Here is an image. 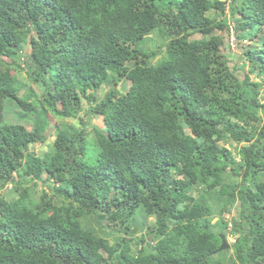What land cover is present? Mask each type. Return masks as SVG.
<instances>
[{
	"label": "trees",
	"instance_id": "trees-1",
	"mask_svg": "<svg viewBox=\"0 0 264 264\" xmlns=\"http://www.w3.org/2000/svg\"><path fill=\"white\" fill-rule=\"evenodd\" d=\"M0 264H264V0H0Z\"/></svg>",
	"mask_w": 264,
	"mask_h": 264
},
{
	"label": "rangeland",
	"instance_id": "rangeland-1",
	"mask_svg": "<svg viewBox=\"0 0 264 264\" xmlns=\"http://www.w3.org/2000/svg\"><path fill=\"white\" fill-rule=\"evenodd\" d=\"M219 1L222 2L225 0H219ZM210 15H212V13H210ZM199 37H200L199 35H194L193 39H199ZM153 43L156 45L160 44L161 40L157 36H154L153 37ZM241 45H243L245 48L252 47L255 45V42L253 40L249 39V40H246L245 43L244 42L239 43V42H236L234 39L233 45L231 46V51L234 53V55H240L241 54V51H242ZM28 51H29V46H26L23 49V52L28 53ZM232 60H233V58H232ZM231 64H233V61ZM235 66L239 70L244 69L245 71H248V65H247L246 61L243 59L239 60ZM18 79L21 82L27 83V80H26L24 74H22V73H18ZM128 86H129V82L123 80L120 83H118L117 90L122 92ZM30 87H31V89H33V92L35 93V95L37 97H39L40 92H39L38 87L35 85H30ZM108 89H109V86H103L99 90V96H102ZM20 94L21 95L23 94V90H21L19 95ZM86 112H87V103L83 100L82 101V111L79 112L78 117L76 119H71V118L63 119V118L55 117L52 119L51 126H53V124L66 123L67 125L72 126L75 130L81 129L83 127H86L87 129H90L91 127H96L99 130L103 131L104 125H103L101 117L89 116V115H86ZM79 117L82 118L84 126L80 123ZM3 118H4V121L6 123L21 124V125H24L27 129L31 128V123L28 122L26 119V113L23 112L19 108L18 104L14 100L6 99L4 101ZM61 125H63V124H61ZM53 136H54V133H52V136L49 138V141L43 145H40V144L31 145L30 151L35 152L37 154H43V153L49 151V149H50L49 146H50V143L52 142ZM88 157L89 156H86V158H88ZM44 180H45V177L42 176L41 181H44ZM49 187H50V185L48 183L38 182L37 187L35 189V196L34 197H37L41 191H48ZM9 189H10V186L6 187V189H5V192H6L5 194H6V196H8V198L12 195L10 193ZM236 210H237V207L234 208L230 214H226L225 218H228V219L232 218V216L234 215ZM215 221H216V219L213 220V222H215ZM152 223H153L152 217H146L143 213H139V215L134 219V221L131 222V225L133 224L134 227L136 228V231L134 234H132V236L133 237L145 236V234L148 231V226ZM141 224H143V227ZM104 235L106 237H109L110 240H112V238L115 237L116 234L113 235V234H111V232L105 231ZM225 238H226V241L228 244H231L233 242V239H234L233 236L229 234V230H227V232H225Z\"/></svg>",
	"mask_w": 264,
	"mask_h": 264
},
{
	"label": "water",
	"instance_id": "water-1",
	"mask_svg": "<svg viewBox=\"0 0 264 264\" xmlns=\"http://www.w3.org/2000/svg\"><path fill=\"white\" fill-rule=\"evenodd\" d=\"M135 231H136V228L134 227L132 230V234H134ZM220 239H221V244H220L218 251L228 249L230 245L227 243L225 236L221 234Z\"/></svg>",
	"mask_w": 264,
	"mask_h": 264
},
{
	"label": "clouds",
	"instance_id": "clouds-1",
	"mask_svg": "<svg viewBox=\"0 0 264 264\" xmlns=\"http://www.w3.org/2000/svg\"><path fill=\"white\" fill-rule=\"evenodd\" d=\"M230 34H231V37H230V44H231V46L233 45V41H234V37H233V32H232V29H231V31H230ZM233 40V41H232ZM244 43H245V41H244Z\"/></svg>",
	"mask_w": 264,
	"mask_h": 264
}]
</instances>
